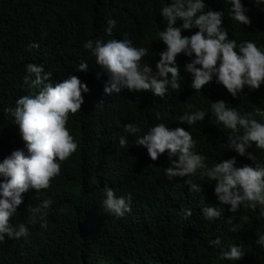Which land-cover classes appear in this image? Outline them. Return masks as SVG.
Segmentation results:
<instances>
[{"label":"trees","instance_id":"trees-1","mask_svg":"<svg viewBox=\"0 0 264 264\" xmlns=\"http://www.w3.org/2000/svg\"><path fill=\"white\" fill-rule=\"evenodd\" d=\"M168 0H0V161L13 150H24L18 126L4 109L15 106V100L26 93L22 88L25 67L29 63L43 65L52 72L53 83L75 75L89 91L81 93L84 103L80 111L70 115L66 127L76 140V152L61 164L60 175L37 197L34 190L24 193L23 202L10 222L25 223L27 206H35L45 197L51 198L47 227L29 226L28 237L8 240L0 245V264H264V248L255 240L264 233V218L257 211L241 209L233 214L222 206L223 218L207 221L200 213L202 205L218 207L213 187L202 183L203 192L190 194L183 178L169 181L164 169L169 160L161 154L152 161L142 146L128 137L129 146H119L127 123H140L144 130L157 123L183 127L196 141V151L207 157L211 166L221 159L235 157L236 166L251 165L226 147L229 130L217 124L210 111L211 102L223 100L227 107L249 112L258 122L264 112V84L258 90L244 89L232 98L222 85L211 82L200 92L190 87L191 77L183 71L190 62L183 54L176 57L181 87L165 97L149 92L107 95L103 91L107 77L101 74L94 58L83 48L91 39H123L136 47L148 49L141 59L154 68L158 53L164 49L158 32L166 26L159 8ZM205 10L223 11V26L229 39L253 41L264 47V11L252 0H242L249 9L250 24L240 25L228 14L226 0H204ZM116 21L111 35L105 33L106 21ZM180 21H177L179 24ZM196 29L186 30L191 35ZM35 44L36 47H31ZM89 72H79L81 62ZM103 103L101 107L97 104ZM191 105V107H189ZM203 110V121L189 126L178 117L186 111ZM161 120L155 119V113ZM258 160L264 152L253 145ZM107 185L117 195L131 194L130 211L122 218L105 213L99 206ZM188 208L192 215L181 214ZM241 215L248 216L242 229L229 231ZM220 237L225 246L237 245L244 252L238 261L221 260L219 249L209 241Z\"/></svg>","mask_w":264,"mask_h":264},{"label":"clouds","instance_id":"clouds-1","mask_svg":"<svg viewBox=\"0 0 264 264\" xmlns=\"http://www.w3.org/2000/svg\"><path fill=\"white\" fill-rule=\"evenodd\" d=\"M230 18L240 25L250 24L246 14L249 9L242 0H226ZM257 7L264 6V0H252ZM264 11V7H261ZM159 15L166 26L158 32L159 41L165 46L155 59L154 68L141 59L148 55L145 47H136L133 41L123 39H87L83 48L94 58L99 69L96 78L104 74L107 79L103 91L107 95L128 92H149L163 99L166 93L181 87L184 77L176 57L183 54L189 58L183 71L190 75V87L200 92L202 86L215 82L222 85L232 98H237L246 88L258 90L264 84V47L253 41L244 40L239 44L229 39L223 26V11L205 10L204 0H168L159 8ZM177 21H180L177 24ZM105 33L111 35L116 21H106ZM196 29L191 35H182L186 30ZM31 47H36L35 44ZM78 71L89 72L88 65L81 62ZM52 72L45 71L43 65L29 63L25 67L22 88L26 93L15 100L14 107L5 108L4 114L11 116L12 124L18 126L24 142V150H13L0 161V245L6 239L27 238L29 226L47 227V215L53 201L49 197L40 200L35 206H27L26 222L13 224L10 218L17 214L23 202L24 193L34 190L37 197L49 189L51 181L60 175L61 164L77 150L78 144L66 127L69 116L80 111L84 99L81 93L89 91L77 76L53 83ZM102 102L97 107L102 106ZM191 107V105H189ZM210 111L217 124L229 130L226 137L228 150L251 161V165L236 166L235 157L221 159L211 166L207 157L196 151V141L183 127H168L157 123L146 131L140 123L124 125V134L118 138L119 146L126 149L128 137H134V144L146 149L148 157L155 161L165 154L169 165L164 176L172 181L183 178V184L190 194L204 191L202 183L213 187L218 207L202 205L200 213L207 221L223 218L227 205L229 213L236 214L242 208L257 211L264 218V161L258 160L252 151L253 145L264 152V123L258 122L249 112H239L226 106L225 101L211 102ZM203 110L186 111L178 117L182 124L189 126L203 121ZM264 120V112L259 113ZM161 120V114L155 113ZM131 194L117 195L105 185L100 199V208L115 218H122L130 211ZM184 219L192 211L184 208L179 212ZM234 216L227 218L229 231L236 232L244 227L248 216L241 215L237 223ZM219 249L221 260L238 261L244 252L237 245H229L227 250L220 237L209 242ZM255 243L264 248V233L258 235Z\"/></svg>","mask_w":264,"mask_h":264}]
</instances>
